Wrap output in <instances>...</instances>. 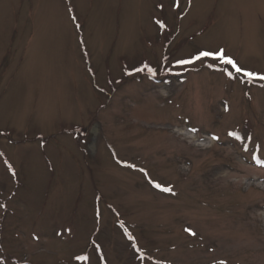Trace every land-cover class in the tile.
<instances>
[{"label": "rangeland", "instance_id": "rangeland-1", "mask_svg": "<svg viewBox=\"0 0 264 264\" xmlns=\"http://www.w3.org/2000/svg\"><path fill=\"white\" fill-rule=\"evenodd\" d=\"M221 48L264 74V0H0V264H264V80L177 63Z\"/></svg>", "mask_w": 264, "mask_h": 264}, {"label": "snow or ice", "instance_id": "snow-or-ice-1", "mask_svg": "<svg viewBox=\"0 0 264 264\" xmlns=\"http://www.w3.org/2000/svg\"><path fill=\"white\" fill-rule=\"evenodd\" d=\"M212 58L213 60L221 61L224 64L231 65L237 73H242L244 76L249 78H259L261 80H264V74L256 73L250 70H247L246 68H242L234 59L232 56L227 55L225 52V49L221 48L215 51H200L196 56H194L191 60H179L177 61L178 64H188L192 63L193 60H201L203 58ZM231 75V73H229ZM156 187H162L160 184H156ZM165 191H172L171 188H164ZM192 235H195L194 232H192L191 229H187ZM79 259H86L85 257H79ZM224 264V262H222Z\"/></svg>", "mask_w": 264, "mask_h": 264}]
</instances>
